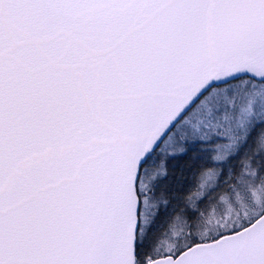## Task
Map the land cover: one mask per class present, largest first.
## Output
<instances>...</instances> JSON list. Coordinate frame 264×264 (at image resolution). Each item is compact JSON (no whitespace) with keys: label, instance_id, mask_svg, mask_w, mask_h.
I'll use <instances>...</instances> for the list:
<instances>
[{"label":"snow or ice","instance_id":"snow-or-ice-1","mask_svg":"<svg viewBox=\"0 0 264 264\" xmlns=\"http://www.w3.org/2000/svg\"><path fill=\"white\" fill-rule=\"evenodd\" d=\"M0 264H264V0H0Z\"/></svg>","mask_w":264,"mask_h":264}]
</instances>
